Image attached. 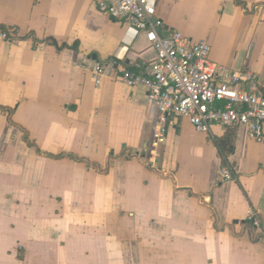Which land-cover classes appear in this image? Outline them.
<instances>
[{"label": "crops", "instance_id": "obj_1", "mask_svg": "<svg viewBox=\"0 0 264 264\" xmlns=\"http://www.w3.org/2000/svg\"><path fill=\"white\" fill-rule=\"evenodd\" d=\"M119 1L0 0V264H264L246 223L264 225V137L172 119L154 146L158 112L120 76L155 53L144 33L122 45L99 10ZM155 17L264 93V0H159Z\"/></svg>", "mask_w": 264, "mask_h": 264}, {"label": "built area", "instance_id": "obj_2", "mask_svg": "<svg viewBox=\"0 0 264 264\" xmlns=\"http://www.w3.org/2000/svg\"><path fill=\"white\" fill-rule=\"evenodd\" d=\"M159 0H120L99 5V10L124 25L122 45L127 47L144 33L155 57L144 71H124L120 80L131 88L143 87L148 103L158 112L154 146L163 143L166 125L172 119H187L193 128L209 134L214 125L225 128L246 126L248 137L262 142L264 137V93L251 72L222 75V66L210 58V46L195 42L179 32L161 35L156 19ZM7 39L0 33V40ZM97 78L102 67L96 65ZM234 180L232 170L220 169V182ZM246 223L264 234V225L250 212Z\"/></svg>", "mask_w": 264, "mask_h": 264}, {"label": "trees", "instance_id": "obj_3", "mask_svg": "<svg viewBox=\"0 0 264 264\" xmlns=\"http://www.w3.org/2000/svg\"><path fill=\"white\" fill-rule=\"evenodd\" d=\"M50 42H51V43H54V41H52V40H51Z\"/></svg>", "mask_w": 264, "mask_h": 264}]
</instances>
